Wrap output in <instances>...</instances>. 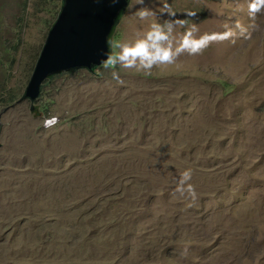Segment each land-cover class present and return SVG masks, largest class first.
<instances>
[{"label":"rangeland","instance_id":"374dc122","mask_svg":"<svg viewBox=\"0 0 264 264\" xmlns=\"http://www.w3.org/2000/svg\"><path fill=\"white\" fill-rule=\"evenodd\" d=\"M18 3L0 0V264H264L261 0H131L115 55L47 84L38 117L19 101L62 0ZM157 29L171 63L118 60Z\"/></svg>","mask_w":264,"mask_h":264},{"label":"water","instance_id":"95a60500","mask_svg":"<svg viewBox=\"0 0 264 264\" xmlns=\"http://www.w3.org/2000/svg\"><path fill=\"white\" fill-rule=\"evenodd\" d=\"M130 1L62 0L19 102L29 101L31 112L38 117L37 102L47 84L63 74L74 76L79 71L97 74L115 55L114 36Z\"/></svg>","mask_w":264,"mask_h":264},{"label":"clouds","instance_id":"9594fccd","mask_svg":"<svg viewBox=\"0 0 264 264\" xmlns=\"http://www.w3.org/2000/svg\"><path fill=\"white\" fill-rule=\"evenodd\" d=\"M264 4V0H261ZM258 8L255 4L251 6V11L255 12ZM168 37L158 29L149 33L146 41H139L134 47L122 46V52L118 57V60L126 67H131L135 64V58H140V66L144 69H150L153 64L157 63H171L173 60V52L170 47L163 46V42ZM130 57L132 59H130ZM51 125L52 121H47ZM191 179V170L185 171L180 179L179 187L177 191L183 193L185 190L194 195V189L192 185L188 184L185 189V184Z\"/></svg>","mask_w":264,"mask_h":264},{"label":"trees","instance_id":"16d2710c","mask_svg":"<svg viewBox=\"0 0 264 264\" xmlns=\"http://www.w3.org/2000/svg\"><path fill=\"white\" fill-rule=\"evenodd\" d=\"M18 1H19L18 6L21 7V8H23V10H25L26 7H27V4H28V0H18ZM5 2H6V0H5ZM15 100H16L15 95H11L8 98L5 94H2V96L0 98V101L3 103L4 106L5 105L13 104ZM128 173H132V172L127 169V171L125 172V174H128ZM132 174H134V173H132Z\"/></svg>","mask_w":264,"mask_h":264}]
</instances>
